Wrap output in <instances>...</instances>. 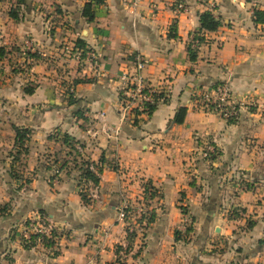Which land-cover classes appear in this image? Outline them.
<instances>
[{
    "label": "crops",
    "instance_id": "1",
    "mask_svg": "<svg viewBox=\"0 0 264 264\" xmlns=\"http://www.w3.org/2000/svg\"><path fill=\"white\" fill-rule=\"evenodd\" d=\"M90 1L0 0V264H114L122 253L127 264H264V23L254 21L264 0H140L135 8L102 0L88 21ZM206 10L219 18L216 30L199 31ZM138 55L164 98L151 114L123 119L121 75L135 71ZM216 82L240 106L233 123L200 101ZM13 126L31 131L20 156L28 182L10 176ZM64 133L99 171L87 202ZM208 146L214 158L202 156ZM245 176L256 190L243 189ZM123 203L128 215L119 219ZM228 203L241 215L220 213ZM39 211L56 242L26 249L18 236Z\"/></svg>",
    "mask_w": 264,
    "mask_h": 264
},
{
    "label": "built area",
    "instance_id": "2",
    "mask_svg": "<svg viewBox=\"0 0 264 264\" xmlns=\"http://www.w3.org/2000/svg\"><path fill=\"white\" fill-rule=\"evenodd\" d=\"M139 1L140 0H128L132 8H135L138 5ZM177 8L182 9L183 4L178 3ZM193 42L196 43V39L193 40ZM73 48L75 49L73 50L74 52L77 51L75 53V57L80 60V50H77L75 46ZM66 50L68 52L71 51V49L68 47H66ZM84 53L87 54V60H95V55L91 50L86 49ZM133 64L135 67V71L133 73L124 72L121 75V89L118 92V98L119 112L123 119H127L128 117L135 115L136 110L143 111L146 105L157 103L164 98V95L161 93V91L148 83V81L140 73V71L144 67L145 60L138 55L134 57ZM200 97V101L204 107L208 109L212 108L211 110H215L220 113L221 117L224 119L237 118L239 116L240 106L232 96L230 88L226 82H221L215 87L210 86L201 94ZM76 148L80 152L83 151V148H81L79 145H76ZM214 152H216L215 148L212 146H208L202 150L201 154L203 157L207 158L210 153ZM89 168L91 170H95L94 165L91 163L89 164ZM96 188L97 186L91 182H89L86 186V190L88 189L90 193H94L96 191ZM146 191L149 194L155 193V189L153 186L146 187ZM127 208L128 205L126 203H123L122 206L119 207L117 212V217L119 219H125L127 217ZM28 227L29 230L25 229L22 231L23 239H29L30 234L33 232L49 235L51 229L53 228L52 224L49 222L48 217L46 216H38L35 221H31V224H29Z\"/></svg>",
    "mask_w": 264,
    "mask_h": 264
},
{
    "label": "trees",
    "instance_id": "3",
    "mask_svg": "<svg viewBox=\"0 0 264 264\" xmlns=\"http://www.w3.org/2000/svg\"><path fill=\"white\" fill-rule=\"evenodd\" d=\"M17 2L22 3L24 2V0H17ZM102 0H92L90 2H87L83 9H82V15L88 20V21H92L95 18V11L93 9V3L97 4V3H101ZM14 13H12L13 15ZM199 31H213L216 30L221 22L219 20V18H217L211 11L206 10L203 11L201 13H199ZM254 21L256 22H263L264 23V11L262 10H255L254 11ZM173 36H176L175 34ZM194 39H196L197 41H201L202 40V35L200 34V32H196L194 34ZM84 51H86V49H83L82 54L84 53ZM187 51L189 53V57L191 60H194L196 58V51L193 47H191V44L187 45ZM3 49L0 47V56L3 55ZM221 82H216L214 84H212L213 87H215L217 84H219ZM27 93H31L32 92V88L30 89H26ZM161 95V94H160ZM157 103H153V104H148L146 105L145 109H143L144 112H146L147 114H151L152 111L155 109ZM212 108H210L211 110ZM137 111V110H136ZM185 108L181 107L178 109L175 117H174V122L175 123H182L184 120V115H185ZM238 118V117H237ZM237 118H229L226 119L227 122L229 123H233L237 120ZM14 132H15V136H16V146L17 149L15 150V155L16 157H20L22 153H24V150L22 148L24 142L26 139H28V135H30L31 131L29 128H24V127H18V126H13ZM54 135V134H53ZM64 143L67 144L69 146V148L72 150L71 154L73 156V161L75 162V166L78 167L79 170V179H78V184H80L81 186V196L82 199L84 201H88L87 198V192H85L86 186L88 185L89 182L93 183V184H97L99 177H98V170H91L89 168V162L83 158L82 153L76 148V145H79L81 148H83L82 144L79 143H74L72 140H70V138H68V134L64 133ZM15 155H12V158H15ZM209 158H214L215 155H213V153H210ZM14 167L12 169L11 167V173L14 171ZM19 173V179L25 180L26 182L29 181V178L27 179V177L25 179L23 174L20 173V171H17ZM17 176V175H16ZM18 180V179H17ZM153 194V193H152ZM6 205L4 206V208L0 209V211H2L3 209H5ZM39 213L41 214L40 216H46L44 215L42 211H39ZM152 216L149 217L147 219V222H150L152 220ZM29 220H25L23 222L24 225H28ZM17 234V233H16ZM58 236V232L55 228H52L49 235H45V234H40L37 232H33L30 234V238L29 239H22L21 243L23 245L24 248L28 249L31 248L32 246L35 245L36 240L38 239L43 246L46 247H51L54 246V243L56 242V238ZM135 236V233H128V237L130 239H132ZM54 254H57V252L53 251V256ZM8 260V264H13V257H9L7 258Z\"/></svg>",
    "mask_w": 264,
    "mask_h": 264
},
{
    "label": "rangeland",
    "instance_id": "4",
    "mask_svg": "<svg viewBox=\"0 0 264 264\" xmlns=\"http://www.w3.org/2000/svg\"><path fill=\"white\" fill-rule=\"evenodd\" d=\"M53 135V134H52ZM14 149V148H13ZM12 149V150H13ZM15 150V149H14ZM10 153H11V155H15V153L12 151H10ZM207 158H209V157H207ZM11 162H12V169H13V167H14V171L10 174V176H11V178H12V180L13 181H15V180H17V179H19V173L17 172V171H20V165L21 164H23V162L21 161V158L19 157H16V155H15V158L13 159V158H11ZM14 165V166H13ZM17 175V176H16ZM30 175H28V177H29ZM28 177H27V179H28ZM23 179H25V177L23 178ZM242 179H245L244 181H242L241 183H242V185L244 186L243 187V189L244 190H256V187L257 186H255L254 185V181L252 180V178H248V177H246L245 176V178H242ZM247 179V180H246ZM249 179V180H248ZM258 182V181H257ZM19 184H16V186H17V189H19L20 188V185H22V184H24V183H21V182H18ZM181 210H182V213L184 214V215H186L187 216V218H188V220L185 222V232L186 233H189V232H192V230H193V226H192V222H191V220L190 219H192V215L190 214V211L188 210V208L187 207H185V206H181ZM219 212L220 213H224V216L226 217V218H228V219H230V218H232L233 216H239V215H241V211L243 210V208H240V207H237V206H235V207H233V205H231V203H228V204H226V205H224V204H221L220 205V207H219ZM29 223H31V220H29ZM29 223H28V225H26L27 227L29 226ZM13 231H14V233L11 235V238H13V239H17L16 238V229L15 228H13L12 229ZM135 236H136V234H135ZM19 237V239L20 240H22L23 238H22V234H21V236H18ZM123 251H124V249H123ZM138 254V253H137ZM124 257H123V253L122 254H120L119 255V257L116 259V261H115V263L114 264H127L125 261H124ZM113 264V263H112Z\"/></svg>",
    "mask_w": 264,
    "mask_h": 264
}]
</instances>
